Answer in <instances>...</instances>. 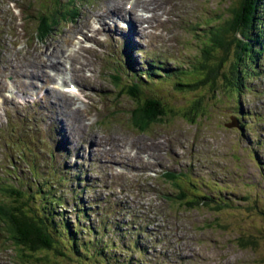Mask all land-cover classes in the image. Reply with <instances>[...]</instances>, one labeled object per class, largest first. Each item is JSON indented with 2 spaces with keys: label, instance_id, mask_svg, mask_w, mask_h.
<instances>
[{
  "label": "rangeland",
  "instance_id": "obj_1",
  "mask_svg": "<svg viewBox=\"0 0 264 264\" xmlns=\"http://www.w3.org/2000/svg\"><path fill=\"white\" fill-rule=\"evenodd\" d=\"M10 1L15 4L14 10ZM116 1L123 9L133 0ZM116 1L0 0V98L8 93L19 100L14 106L13 99H0V186L13 181L38 188L31 205L40 213L46 200L42 188L55 182L47 199L55 196L60 200L55 205L49 203L53 218L63 228L67 225L68 231L79 232L69 234L70 239L86 244L82 251L78 245V251H72L67 239L62 246L65 256L54 252L47 260L32 258L28 264H264V242L256 253L240 248L235 234L229 232L236 229L239 218L246 220V225L250 221L251 226L253 222L264 227V51L258 61L250 62L237 91L219 85L227 94L216 102L223 104L226 100V114L211 109L207 118L192 121L182 113L168 111L163 123L139 132L129 122L133 102L120 95L109 78V69L128 76L149 74L151 58L160 59L172 74L176 67L184 69L190 65L202 28L216 19L214 11L223 13L227 4L222 0H157L158 16L146 21L147 28L128 31L127 21L115 24L108 20L99 34V43L87 40L85 35L91 36L92 32L81 28L90 18L100 31L101 24L95 22L94 14L123 13L124 9H107ZM50 2L53 8L65 11L66 17L76 8L79 15L74 20L59 21L56 30L40 41L34 33L36 25L28 16L32 13L36 18ZM262 34L255 33L250 43L258 45ZM112 35L118 40H110ZM80 44L94 49L88 52L85 64L89 70L77 64L69 83L53 75L47 78L46 60L50 54L57 51L65 72L70 63L62 56L63 50L78 49ZM233 55V51L228 55L217 53L224 72ZM34 58L42 60L36 70L31 66ZM158 67L152 69L163 78L172 77H166ZM83 71L91 77L78 78ZM27 77L32 84L26 83ZM43 77L48 81H39L44 88L38 92L26 96L18 91L27 94ZM76 78L80 82H73ZM154 78L156 85H150V91L143 95L153 92L163 97L167 110L178 104L179 90L172 92V79L159 83L161 79ZM62 90L71 92L67 108L59 103ZM49 92H55L57 100L46 95L36 104H29ZM74 132L78 140L71 137ZM177 134L183 137L178 148L173 139ZM114 136L120 137L115 145L111 142ZM153 139L162 145V151ZM128 155L136 158L127 160ZM139 157L155 163L138 174V169H144L139 167L144 166ZM35 167L40 174L32 173ZM50 169V177L43 179ZM168 171L178 174L176 181L164 175ZM179 186L189 197L206 194V186L213 188L211 194L223 191L220 197H212L214 203L191 209L177 204ZM165 193H175L172 202ZM3 228L0 223V264H23Z\"/></svg>",
  "mask_w": 264,
  "mask_h": 264
},
{
  "label": "trees",
  "instance_id": "obj_2",
  "mask_svg": "<svg viewBox=\"0 0 264 264\" xmlns=\"http://www.w3.org/2000/svg\"><path fill=\"white\" fill-rule=\"evenodd\" d=\"M58 1L55 0L56 3ZM222 1L227 4V8L223 9V13L214 11L213 13L217 16L216 19L202 28L203 34L196 40L189 66H185L184 69L176 67L172 74L160 59L151 58L148 70L152 73L149 74L140 73V76H128L126 72L117 73L109 69V78L119 90L120 95L126 96L133 102L129 122L139 132L151 127L150 125L163 123V119L169 115L168 111L182 113V116L192 121H198L199 118H207L212 113L211 109L221 111V114H226L225 110L229 108L225 104L226 100L223 104L216 102L217 98L227 94H223V90H220L219 85L228 86L231 90L237 91L236 86L246 78L247 69L251 67L250 62L258 61L263 53V34L260 36L262 38L257 41L258 45H253L250 41L252 40L251 36H254L255 33L261 35L264 32V0ZM51 5L52 3L50 2L48 7L42 10L36 18L32 13L28 16V19L36 24L37 38L44 39L46 36L51 35L56 30L58 22H61L64 18L75 19L79 15L78 8L74 9L69 17H66L65 11L55 9ZM32 6L33 2L31 1ZM194 26H192V29ZM255 37L257 38V36ZM219 51L224 52V55H228L231 51L234 53V59L226 72L221 68L222 59L218 60L217 53ZM129 53L133 58L130 50ZM159 63H163L161 64L162 66ZM156 66H159L158 69L165 76L169 75L172 77L163 78L158 70L152 69ZM156 76L161 79L159 83H167L168 79H172L170 84L172 85V92L173 89L179 90V92H176L178 95L176 102L178 104H174L173 107L181 105V109H173L171 107L167 110L162 102V100H166L153 92L149 96L143 95L145 91H150V85H156V83H153ZM123 78H126L125 82H123ZM142 78L143 80H141ZM173 117L176 118L175 116ZM241 128H243V125ZM32 173L40 174L36 167ZM51 173L52 169L47 170L43 179L50 177ZM164 175L168 179L173 180L178 177V174L171 171L166 172ZM34 179L37 180L35 176ZM54 184L56 183L51 182L48 187L42 188V191L46 193L44 196L46 200L42 203L43 207L41 209L43 211L40 213L34 211L31 205L38 188L13 181L6 183L5 186H0V223L4 226L5 234L9 235L8 239L15 248L18 261L23 264H28L32 258H35V260H47L48 255L54 252L59 256H65L67 252L62 249V246L66 244L67 239L70 241L72 251H82V246H86L80 239L79 242L68 237L69 234L76 235L79 232L76 230L72 232L71 229L68 231L67 225H64L63 228L53 218L54 211L51 210V206L52 204H58L60 200L58 201L55 196L54 199H47L52 194L50 189ZM178 185L176 182V186ZM206 187L207 190L204 192L206 194L197 193L195 196L189 197L183 186H179L178 196L176 197L177 204L186 205L194 209L214 203L212 197H220L223 189H220L216 194H211L209 192L213 188L211 186ZM31 190L32 192H30ZM259 193H263V191L259 190ZM174 197L175 193H165V198L171 202ZM222 198L225 199L226 197L223 196ZM224 203L227 204V202ZM170 208L173 209L172 207ZM245 222L247 221L239 218L236 229L234 231L229 230V232L235 234L234 238L240 248L253 249L258 253L263 247L261 243L264 242V227L253 222H251V226L250 221L246 225ZM57 244H59V248ZM77 245L79 246L78 250L76 249Z\"/></svg>",
  "mask_w": 264,
  "mask_h": 264
},
{
  "label": "bare ground",
  "instance_id": "obj_3",
  "mask_svg": "<svg viewBox=\"0 0 264 264\" xmlns=\"http://www.w3.org/2000/svg\"><path fill=\"white\" fill-rule=\"evenodd\" d=\"M127 1H129V0H127ZM130 3H131V5L127 4V2H126L125 6L123 8L124 10L120 8L121 5L117 1L113 5H110L109 7H107V9H110V10H116V11H122L123 10V13L121 15L109 16V15H104V14H94L93 16H95V15L97 16V21H95V22H98V23L101 24L100 31H99V29H96V28L93 27L92 19L90 18L88 20V24L81 28V29L88 30V31L92 32L91 36H89L88 34L85 35L86 39L94 41V42H99L100 41L99 34H100L101 30H105V28H106V20H108V19L112 20L114 23H118L121 20L127 21L128 24H129L128 25V31H134L135 30L137 32L138 29L141 28V26L143 28H147L148 27V23L146 21H148L150 18H154V17L156 18L158 16V13H157V11H158V1L157 0H133ZM159 5H160V3H159ZM137 10H141L139 12L140 14H136L135 13V11H137ZM143 30L144 29H142V31ZM136 32H133V35L136 34ZM38 50H40V49H38ZM91 50H94V49L92 47L86 46L84 44H80L78 49H72L70 51L63 50L62 56H65L66 59L70 63V66L66 69L65 72H63L61 67H60L61 58L58 59L59 56H57V51H54L53 53L50 54L51 58H53V60L51 58H47V60H46V62H48V65L46 66V69H45V72L48 75L46 77L50 79L51 75H53L55 77V79H60L63 83H65V82L69 83L68 79L71 80V76L74 74V70L77 68V64H79L80 67H82V68H83V66H85V68H87V66L85 64H87V60L89 59L88 58V52H90ZM41 51H44V50H41ZM50 55H48V56H50ZM44 59L45 58H43V60ZM41 61H42L41 59H36V58H34L31 61V66H33L35 68V69L33 68V70H36L38 64L41 63ZM89 62H90V60H89ZM57 64H59V65L57 66ZM52 66H54V67H52ZM50 70L54 71L55 73L54 72H50ZM87 70H89V69L87 68ZM50 73H52V74H50ZM83 77L90 78L91 75L87 74L86 71H83V74L81 75V77H78V78H83ZM78 78L73 80V82L74 81L75 82H80L78 80ZM0 80H2V78H0ZM39 81H45L46 82V81H48V79H46L44 77H43V79H38L35 87L32 86V88H30V90H29V92L27 94L25 92H23V91H20V90H18V91L21 92L23 95H26V96H29L30 94H33L34 92H38V89L44 88V85L43 84L40 85ZM31 82H32L31 79H29L27 77L26 83L27 84H32ZM55 90H58V89H55ZM62 91H64V92H62L63 95L60 94L62 103L61 102H59V103L62 104L63 108L64 107L67 108L70 105L69 103L72 101L71 92L70 91H65V90H62ZM54 93L51 92L50 94H44L43 96L42 95L38 96L32 102H29V104L30 105L32 103L36 104L37 101H39L42 97H44L46 95H49L50 97H54L55 98ZM58 93H61V92H58ZM1 98L3 99V102H4V98L13 99L14 100V102H13L14 106H17V104L19 103L18 98L15 95H13V94L5 93L3 95V97H1ZM55 100H57V98H55ZM56 104L57 103L55 102V105ZM63 111H64V109H63ZM79 112L80 111H77V113L75 114V116L77 118L79 117ZM71 115H72V113H71ZM71 115H70V118H72ZM132 118H133V116H132ZM139 124H141V123L139 122ZM69 126H71L70 123H69ZM150 126H152V125H150ZM77 131L78 130H75V132H77ZM75 132L72 133L73 135H71V137H73L74 140H78L79 139V135H75ZM73 138H72V140H73ZM119 140H120V137L114 136L113 139L111 140V142H112V144H114L115 142H117ZM155 141H156V139H153V144L156 146L157 144H155ZM157 146L159 147L158 149L160 151H162V149H163L162 145H160V143H159ZM148 151L150 152V147H148ZM145 156L147 158L154 159L152 154L145 153ZM135 158H136V156H133V155H128L127 156V160H130V161H133ZM139 158H142V157H139ZM149 161H151V160H149ZM149 161H146L145 159H143V162L141 164H143L144 166H139V167L140 168H144V169H138L137 170L138 174H140L142 172V170L145 171L146 169H148L149 166H151L152 163H155V162H149ZM161 162H162V158H161ZM112 171H117V170H112Z\"/></svg>",
  "mask_w": 264,
  "mask_h": 264
}]
</instances>
